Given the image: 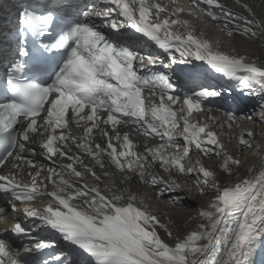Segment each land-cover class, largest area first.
Segmentation results:
<instances>
[{
  "label": "snow or ice",
  "instance_id": "1",
  "mask_svg": "<svg viewBox=\"0 0 264 264\" xmlns=\"http://www.w3.org/2000/svg\"><path fill=\"white\" fill-rule=\"evenodd\" d=\"M73 7L29 3L17 14L20 43L0 87V264H36L57 248L41 264H264V162L240 175L245 161L222 138L253 156H264V142L251 130L236 136L234 113L211 115L222 87L174 82L210 69L262 97L264 60L223 51L193 21L264 41V20L219 0ZM180 192L208 199L183 236L152 203L180 206Z\"/></svg>",
  "mask_w": 264,
  "mask_h": 264
},
{
  "label": "bare ground",
  "instance_id": "2",
  "mask_svg": "<svg viewBox=\"0 0 264 264\" xmlns=\"http://www.w3.org/2000/svg\"><path fill=\"white\" fill-rule=\"evenodd\" d=\"M178 3L187 4L189 0H177ZM220 3L224 4L227 8L231 9L234 12L241 14H247L244 9L241 7L243 3L249 4L256 14L257 20H264V0H219ZM198 30H202L206 37L214 40L220 41L221 48L225 52H233L234 50H239L241 52H247L253 55L255 58L264 60V41L256 39L254 41H247L242 39L239 35H236L235 38H229L226 35V30H222L221 26L210 19L201 21L194 20ZM195 64H200L202 62H194ZM184 67V66H183ZM207 68V66H204ZM196 75L202 74L205 78L204 86L211 85L213 87H222L223 94L219 98H215L209 105L212 109L211 115L215 116L219 120H226L227 113H234L237 117L236 127L234 132L236 136L244 131L245 133L248 130H251L254 133V138L258 142H264V124L259 120L260 105L264 104V94L262 97L249 96L245 91H242L239 87L236 86V82L228 80L226 77L221 76L220 74H213L211 70L205 71L203 68L194 71ZM198 88L194 87L193 89ZM195 115V114H194ZM251 116L252 119H247ZM140 140H143L144 137H139ZM226 144V147L229 152H232L238 156H241L245 164L241 167L238 172L240 175H247V167H259L262 162H264V156L257 154L255 156L250 155L247 152H241L237 146L235 140H231L228 135H225L222 138ZM205 163L212 168H217L221 163L219 159L208 160L205 158ZM221 181L224 183H231L235 180V175L228 176L225 173H221ZM89 184H92L93 181L90 179ZM193 188V193H196V189L193 185H189ZM133 188H136V185L133 184ZM140 191L147 192L149 197H151L152 192L150 189L140 186ZM181 196L180 206H172L165 204L162 201H152L155 210L162 216L165 223L169 219L173 221V230L183 236L189 230L195 229L199 220L197 219L198 210L201 207H206L208 203L207 197H200L198 194L185 195L183 192L177 193ZM162 236L164 235L161 233ZM167 239V237H164ZM172 243V241H168ZM82 257L78 258V263L81 264Z\"/></svg>",
  "mask_w": 264,
  "mask_h": 264
}]
</instances>
